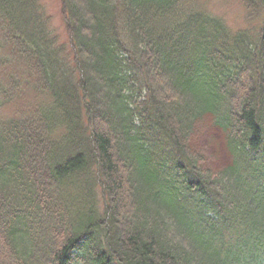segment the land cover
Here are the masks:
<instances>
[{"label": "trees", "instance_id": "trees-1", "mask_svg": "<svg viewBox=\"0 0 264 264\" xmlns=\"http://www.w3.org/2000/svg\"><path fill=\"white\" fill-rule=\"evenodd\" d=\"M241 2L257 24L62 0L64 42L0 0L1 264H264V0ZM208 119L227 162L193 142Z\"/></svg>", "mask_w": 264, "mask_h": 264}, {"label": "rangeland", "instance_id": "rangeland-1", "mask_svg": "<svg viewBox=\"0 0 264 264\" xmlns=\"http://www.w3.org/2000/svg\"><path fill=\"white\" fill-rule=\"evenodd\" d=\"M201 4L205 7L206 10L212 14L222 17L226 23L232 29L245 28L248 26L257 24L259 21H250L247 19L246 8L242 4L241 0H199ZM42 5L45 8L47 16L50 17V23L62 41L67 42L68 36L65 29L64 19H63V10H62V0H41ZM2 31L0 29V43L2 40ZM9 45H2L0 48V53L6 54V49H9ZM20 64H11L10 68L6 69L8 72L12 70H20ZM34 97L33 91L29 90L26 93V99H32ZM13 103H7L0 107V114L4 116L13 115L15 111ZM210 125V131L205 133L204 136L198 137L193 142L196 144V147L204 149L207 147V152L210 154L213 153L217 160L227 162V154L225 147L223 145V139L221 133L212 125L211 120L208 119ZM210 136V137H208ZM207 138L212 139L211 145ZM211 145V146H210ZM206 152V153H207ZM218 160V161H219ZM1 264V263H0Z\"/></svg>", "mask_w": 264, "mask_h": 264}]
</instances>
